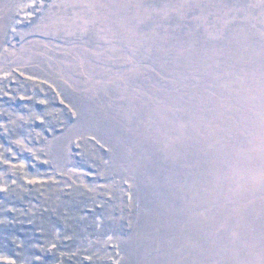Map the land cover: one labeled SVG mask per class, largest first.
Here are the masks:
<instances>
[{
  "label": "rangeland",
  "instance_id": "1",
  "mask_svg": "<svg viewBox=\"0 0 264 264\" xmlns=\"http://www.w3.org/2000/svg\"><path fill=\"white\" fill-rule=\"evenodd\" d=\"M169 1L58 5L40 22L52 39L0 46V69L41 64L43 75L71 91L78 84L90 100L98 93L113 99L104 134L112 135L119 159H128L116 163L117 172L148 179L168 237L161 252L149 245V258L130 251L137 264H264V0L175 5V14L191 13L216 32L218 45L210 47L197 45L198 37L188 38L195 46L163 43L155 22L170 16ZM95 25L101 33L92 42L64 37ZM251 29L258 42L245 35ZM102 109L98 103L92 110Z\"/></svg>",
  "mask_w": 264,
  "mask_h": 264
},
{
  "label": "trees",
  "instance_id": "2",
  "mask_svg": "<svg viewBox=\"0 0 264 264\" xmlns=\"http://www.w3.org/2000/svg\"><path fill=\"white\" fill-rule=\"evenodd\" d=\"M70 2L0 0L1 49L28 47L42 34L52 39L40 22H47L51 9ZM165 4L172 7L170 16L155 22L165 45L183 40L195 46L188 44L190 37H198L199 46L218 45L216 32L211 34L202 18L172 12L181 0ZM208 19L215 24L214 17ZM97 25L64 37L92 42L101 33ZM256 33L245 31L253 42H258ZM44 71L41 64L32 70L0 69V264H137L129 256L133 249L149 258V245L158 243L161 252L168 240L159 225L163 210L152 203L145 176L117 172L116 163L125 165L128 159H119L112 135L104 134L112 128L107 113L113 99L98 93L90 100L77 90L80 85L71 91ZM98 103L101 112L92 110Z\"/></svg>",
  "mask_w": 264,
  "mask_h": 264
}]
</instances>
